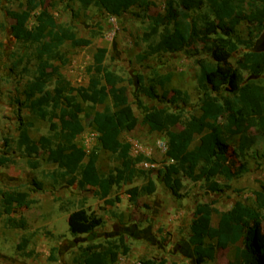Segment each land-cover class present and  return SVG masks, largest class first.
I'll return each instance as SVG.
<instances>
[{"label": "trees", "instance_id": "1", "mask_svg": "<svg viewBox=\"0 0 264 264\" xmlns=\"http://www.w3.org/2000/svg\"><path fill=\"white\" fill-rule=\"evenodd\" d=\"M46 0H27V8L36 10ZM75 1V0H70ZM83 9L96 7L110 17H122L137 8L139 16L148 19L149 27L143 41L147 45L141 61L164 54L187 51L197 43L211 57V61L199 60L200 75L198 91L201 95V115L185 117L180 111L154 109L148 111L143 123L152 132L167 137L166 156L168 165L159 170L162 182L179 196L173 182L185 178L193 183H201L203 188L214 194H224L232 190L231 182L242 178L248 171L246 161L234 145L241 137L256 134L264 138V86L254 78L264 75V52L254 51L256 40L264 32V3L259 0H166L165 13L150 15L151 0H77ZM2 0H0V7ZM197 12L198 18L192 13ZM47 30L29 29L23 25L12 27L13 36L21 43H35L36 71L32 81L23 92L30 102L34 119L53 121L56 112L67 113L68 118L55 128L51 139L56 143L58 170L51 177L70 187L77 186L84 191L94 188L95 196L114 206L111 198L114 191L109 177L99 170V154L88 153L79 146L77 139L85 131L83 117L92 118L99 132V142L125 166L118 170L116 185L131 184L136 178L146 176L137 166L152 160L140 155L133 158L132 146L119 142L123 133L131 132L137 126L132 115L126 116L123 109L128 99V89L124 78L114 74L107 66L108 50L98 47L94 62L87 69L90 87H75L63 74L62 67L68 65L69 58L63 47L70 42L74 47H89L90 39L80 38L72 28L61 26L48 15L45 20ZM246 25L247 37L240 35V28ZM5 29L0 20V31ZM241 54L234 64L232 59ZM247 75V76H246ZM172 74L155 73L149 82L143 75L138 76V94L181 108L188 106V93L172 87ZM109 89L103 88V83ZM55 92L49 102H39L37 97L49 86ZM71 100L65 107L64 100ZM105 106L98 110L87 105L91 99ZM109 103H112L110 105ZM178 110V109H177ZM115 111H118L116 114ZM28 127H34L31 122ZM182 126L181 132L176 128ZM192 149L191 146L194 145ZM18 147L26 151H38L32 139L22 136ZM8 154V153H7ZM242 161V160H241ZM14 164L7 157H0V166ZM34 168L37 165H32ZM224 180V183L221 182ZM41 188V184L35 183ZM157 192L153 179L132 191L133 201L151 196ZM238 193L239 191L235 190ZM256 207L238 201L232 209L221 213L216 201L198 204L194 210V220L190 227L188 243L193 252L195 264H208L216 259L218 250L234 247L235 261L230 264H264V231L261 211H264V186L255 192ZM31 201L21 193L3 194V212L11 217L16 208L29 207ZM218 216L216 225H211ZM8 226L25 229L27 222L9 218ZM105 220L85 208L73 212L68 220L72 236H93L103 227ZM29 244L24 239L19 250ZM120 250L118 243L109 241L101 245H88L75 257V264H113L112 257ZM141 264H166L165 261L147 259Z\"/></svg>", "mask_w": 264, "mask_h": 264}, {"label": "rangeland", "instance_id": "2", "mask_svg": "<svg viewBox=\"0 0 264 264\" xmlns=\"http://www.w3.org/2000/svg\"><path fill=\"white\" fill-rule=\"evenodd\" d=\"M151 1L153 6L150 15L165 13L166 0ZM259 1L264 3V0ZM140 14L142 12L134 8L113 20L96 7L83 9L77 0H46L36 10L27 8V0H2L0 20L5 29L0 31V157H7L14 164L0 166V264H75L74 259L82 248L109 241L120 246V250L112 257L113 264H141L147 259L165 261L166 264H193V253L187 242L198 204L216 201L221 213L230 211L238 201L256 207L255 192L262 191L264 186V138H258L255 133L241 137L234 145L233 149L243 156L242 161L235 160L241 163L246 161L249 171L242 178L231 182L232 190L214 194L206 191L201 183L181 178L173 182L179 193L176 196L162 182L159 170L168 165L169 160L167 150L160 148L159 143L167 145L168 140L165 135L152 132L143 123V118L154 109L180 111L185 117L201 115L198 62L202 59L211 61V57L203 50V45L197 43L184 52L141 61L139 57L147 49L143 37L149 21ZM48 15L53 16L59 25L72 28L80 38L90 39L93 43L89 47L77 48L68 42L62 49L69 58L62 72L75 87H90L87 69L93 64L98 47L108 50L107 66L125 80L123 85L128 89V99L123 113L132 115L137 126L133 131L123 133L119 142L131 144L133 158L144 155L152 160L151 163L144 162L137 166L146 172V176L141 175L131 184L117 186L118 170L126 162H118L99 142L100 134L92 118H86L84 114L85 131L77 139L78 145L88 153L95 150L99 154V170L109 177L114 189L109 198L116 201L114 206L97 198L94 188L82 191L77 186L57 183L51 177L58 170L56 143L51 135L68 118V114L56 112L52 122L34 119L30 102L23 92L35 75L38 45L18 42L12 32L15 25L46 31L45 20ZM198 15L197 12L192 13L193 18H198ZM247 32V26L242 25L240 35L246 38ZM253 50L264 52V32L256 40ZM244 52L246 50L241 48L232 62L235 64ZM155 73L163 76L172 74V87L188 93L189 105L175 108L138 94V76L143 75L149 82ZM254 79L264 86V75ZM103 88L108 90L110 87L104 82ZM54 92L55 86L51 85L37 99L42 103L49 102ZM70 103V99L64 100L65 107H69ZM87 105L101 111L105 108L94 98ZM31 122L34 123L32 128L27 126ZM176 130L181 132L183 128L178 126ZM22 136L35 141L38 151L20 149L18 141ZM148 178L155 181L157 192L134 202L132 191L146 185ZM221 182L224 183V180L221 179ZM35 183L41 184V188ZM6 192L27 195L32 204L16 208L11 217L6 216L2 206L3 194ZM82 208L105 220L104 226L93 236L74 237L69 232L70 215ZM260 213L264 231V211ZM9 218L18 221L25 219L27 227H10L7 223ZM217 222L218 216L215 215L211 225ZM24 239H28L29 244L19 250ZM234 251V247L219 250L212 264L232 263Z\"/></svg>", "mask_w": 264, "mask_h": 264}, {"label": "crops", "instance_id": "3", "mask_svg": "<svg viewBox=\"0 0 264 264\" xmlns=\"http://www.w3.org/2000/svg\"><path fill=\"white\" fill-rule=\"evenodd\" d=\"M194 214V213H193ZM6 216H8V215H6ZM193 220H194V217H193ZM193 220H192V222H193ZM192 224V223H191ZM191 227V226H190ZM189 237H190V235H189ZM187 246H189V249H191V251H192V248H191V246H190V244L187 242ZM231 248V247H230ZM229 248V249H230ZM228 250V249H227ZM219 251V250H218ZM235 252V251H234ZM193 253V252H192ZM217 255H218V253H217ZM216 259H217V256H216ZM216 259L214 260V261H210L208 264H212L213 262H215L216 261ZM234 261H235V255H234V260L232 261V263H234ZM192 263L193 264H195V261H194V257L192 256Z\"/></svg>", "mask_w": 264, "mask_h": 264}, {"label": "built area", "instance_id": "4", "mask_svg": "<svg viewBox=\"0 0 264 264\" xmlns=\"http://www.w3.org/2000/svg\"><path fill=\"white\" fill-rule=\"evenodd\" d=\"M115 20V17H112ZM159 147L167 150V145L165 143H159Z\"/></svg>", "mask_w": 264, "mask_h": 264}]
</instances>
